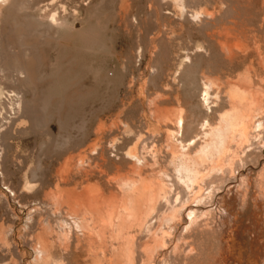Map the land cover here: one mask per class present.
<instances>
[{"label":"bare ground","instance_id":"1","mask_svg":"<svg viewBox=\"0 0 264 264\" xmlns=\"http://www.w3.org/2000/svg\"><path fill=\"white\" fill-rule=\"evenodd\" d=\"M226 1L231 2V4L232 2H237L236 4L240 2L239 7L241 5L245 7L247 6L246 4H249L248 2L245 5L241 4L242 0H224L220 1L219 4L225 6ZM173 2L180 7L183 13L187 12L185 2L188 1L173 0ZM48 3L50 4L47 1V5ZM229 3L226 6H229ZM8 4L12 3L9 0H0V9ZM49 6L51 7V5ZM233 6L235 8L234 11H239V7L237 9L235 4ZM233 8L229 6L226 10L232 9L230 11L233 12ZM222 11L223 9L191 12L190 19L194 21V19L199 17L201 19V16H203L205 19L203 21L206 24L213 25L216 30L219 28L217 31H210L211 28L205 25L206 27L204 28L206 30L209 29L210 32L202 36H208L209 41L213 43L208 41L209 47L211 44H216L214 48L216 46L215 49H219L217 50L218 55L220 53L218 57L221 56L220 58L232 70L235 69L233 71H236L239 66H244L245 68L243 67L244 70H241L240 74L238 73L237 76H234L236 77L234 78L235 80L231 81L230 74L229 80L224 75H218L221 73L218 68L220 58L216 61L219 63H217L218 69L216 68V71L218 72L219 70V73L215 74L217 77L213 75L214 71L209 74L213 75V77L215 76L214 78L212 76V78H209L208 75L206 82L203 84L202 98H200L199 103H197L198 107H196L209 110V114L206 115L204 121L200 122V127L196 125L199 122L195 123L194 121L197 120V114L195 119L192 120L193 117L188 116L185 106L181 105V103L170 112L163 110L164 106H161V102L157 101L158 96L163 94L161 91L158 93L159 95L157 94L158 96H154L153 100L150 99L147 103L149 105L150 101H153L148 108L151 118L153 117L155 121H161L160 125L163 124L162 121L164 123H166L165 121L169 122L168 126L166 124L165 126L163 125L162 140L158 138L163 142V144L161 143L162 146H159L160 142H158L159 145L154 143L156 137L155 141L152 140V145H148L151 135L148 138L147 133L149 142L146 139L144 141L146 137H142L143 140L140 139L139 142H134L133 145L131 144L132 146L128 144L131 147L125 149L123 147L127 146V144L123 146L122 144L124 143L122 141V149L116 147V152L113 150L115 155L111 157L108 155V153L110 154L111 146L106 143H104L106 146H103L100 141L105 135L103 130L105 123L97 124L98 126H95L96 129L93 132L96 146H98L95 149V153H93V150L92 156L89 152L90 154L85 163L84 156L75 164H69L65 159L66 161L59 165L57 171L54 170L60 178L55 183L53 191L49 194L46 192L47 194L44 195L46 201L48 199V202L50 201L49 203H51V206L47 208H51L46 212L42 209L43 215L38 213L39 217L45 216V218L41 219V221L44 219L42 223L39 221L41 224L35 231H32L34 226L32 228L30 226L33 232L31 234L33 239L29 243L31 256L29 260H26L23 256L15 255L16 259L11 257L13 264H264V81L258 71L256 72V70L250 68V62L246 63V60L250 57H248L247 53H244V50L246 51L247 42L251 40L243 32L245 30L242 29L245 28V25L242 27L244 20H240L242 21L241 27L235 24L236 28L234 27L233 33L228 32L229 34H227L228 29L225 25V28L219 26L216 28L214 25V21H220L217 20L219 16L223 17ZM239 12L241 13V11ZM234 15L230 17H234L232 20L230 19L231 21L237 19H235L236 16ZM200 19H198V23L203 18ZM237 20H239V17ZM187 21L185 20V22ZM228 21L229 18H226L227 23ZM130 22L132 23V21ZM190 22L192 21L190 20ZM221 22L223 23L224 21L221 20ZM229 23L232 26L231 22ZM47 24L57 30H64L69 26L66 19L57 18L55 14L47 17ZM177 25L180 26V24ZM164 32L162 33L164 34ZM234 32H237L236 36H234ZM208 33L210 34L208 35ZM229 35L234 37L232 38ZM245 36H247L249 41H246ZM167 37L170 36L167 35ZM162 38L160 37V39ZM162 40L164 41L165 39ZM202 44L204 45V43ZM250 44L248 48L251 46ZM262 44L260 45L264 48V44ZM257 45L259 51L263 49H261L259 41H257ZM256 47L254 46L253 48ZM247 50L246 52H249V49ZM196 51L198 52V50ZM257 52H255V55ZM150 56H152V53ZM261 59L259 58L260 64H262L261 61H264L263 54ZM214 64L215 61L212 66ZM255 64H257L256 61ZM223 67H225V64ZM223 67L222 69L220 68L222 71ZM255 67L260 66L256 65ZM18 68L20 69V67ZM18 68H16V71L13 70L16 72L15 75L18 74V78L22 77L23 74H28V71L25 74V71L21 72V69L19 71ZM262 68H264L263 64ZM17 71L19 72L17 73ZM262 72L263 70H261V74ZM213 89H215L214 93L212 92ZM0 90L3 91L2 89ZM6 93L4 94H6L7 98H11L13 104L15 103L14 107L12 106V108L16 109L14 111L20 112L23 101L21 95L13 91ZM167 95L169 94H166V97L169 98L170 95ZM162 98L159 99L161 100ZM166 100L168 99L166 98ZM10 102L12 103V101ZM186 106L193 105L189 104V106ZM123 108L125 107L123 106ZM123 108L122 111H124ZM195 110L198 111V109ZM205 113L203 112L204 115ZM188 118L189 120L191 118V121ZM114 119H117V116ZM109 128L108 130H110ZM112 129L113 127L110 131H113ZM117 129L120 130L119 128ZM121 129L122 131L125 130H123V127ZM126 130L131 131L133 129L129 128ZM158 130L156 125L153 128V132L156 133ZM183 132H185V136L190 134L189 137L186 138ZM108 134L110 135V133ZM159 135L157 134V136ZM154 136L152 135V137ZM92 137L94 138V136ZM135 138L137 139L138 137ZM133 141L136 140L134 139ZM121 145L119 144V146ZM163 151L165 156L162 154ZM101 168L112 171L115 177L110 179L107 174L104 175L101 171L99 172L98 169ZM27 171L28 169L26 173ZM30 172L33 173L34 171L30 170ZM0 173H2L1 161ZM33 178L32 176L31 178H25L23 187L29 188L34 182ZM92 181L93 184H90ZM77 182L82 187L83 185L85 186V188L81 189V193H77L72 190L74 188H71V185L74 186ZM11 193L16 195L13 190ZM27 196L29 197V195ZM27 196L23 195V197ZM64 207L69 209L70 215L74 218V221L71 219V224L57 216L59 210ZM35 209L38 210V207L32 210ZM39 209L41 208L39 207ZM34 215L33 218L36 216ZM11 226L9 225V227ZM13 237L10 235V238H7L4 232L0 237L1 264L12 263L9 260V252L11 251L9 247L14 244H11L12 242L10 243L9 240L11 241ZM28 239L31 240V238H27V241ZM23 241L25 242V240Z\"/></svg>","mask_w":264,"mask_h":264},{"label":"rangeland","instance_id":"2","mask_svg":"<svg viewBox=\"0 0 264 264\" xmlns=\"http://www.w3.org/2000/svg\"><path fill=\"white\" fill-rule=\"evenodd\" d=\"M9 1L12 4L3 6L0 9V89L3 90H0V96L4 95L0 97V140L2 139L0 141L2 171L0 173L2 174L0 175V237L3 235V232L7 238H10V235L11 237L14 236L11 241L9 240L15 246L11 245L9 247L11 250H9V260L12 262L10 264H13L11 257L16 259L15 255L23 256L24 259L29 260L31 256L29 243L33 239L31 235L33 234L32 231H35L44 220L41 221V219L45 218V216L39 217L38 213H42V209L46 212L51 208H47L51 206V203H49L50 201L48 202V199L46 201L44 195L53 191L55 183L60 178L55 171L66 160L69 164H75L84 156L85 163L90 153L93 156L96 147H98L96 146L93 132L99 124L105 123L103 127L105 135L100 141L103 143H101L103 146H106V144L111 146L112 152L110 150V154L108 153L111 157L115 155L116 149L121 148L122 145L127 144L123 148L128 149L134 142H139L144 137H146L144 141L146 139L149 142L147 133L148 138L151 135V138H149L151 139L150 142L146 141L148 145H152L151 142H153L152 140L155 141L156 137L154 143L159 145L158 142H160L159 146H162L163 142L161 140L163 134L161 133L164 131L163 125L165 126L166 124L168 126L169 122L165 121L166 123H164L162 121L163 124L160 125L161 121H155L153 117L151 118L148 108L153 101H150L149 105L147 103L150 99L153 100V97L161 91L163 94L157 95V101L161 102V106L163 105L164 109L161 106L160 108L170 112L181 103V105L185 106L188 116L193 117L192 120L195 119L197 114V120L194 121L195 123L199 122L196 125L200 127V122L204 121L206 115L209 114V110L196 107H198L197 103L202 98L203 84L206 82L208 75L212 74L213 71V75H217L220 70L222 74L219 73L218 75H224L226 79L231 76V81H234V78H236L234 76H237L238 73L240 74L244 70V66H239L236 68V71H233L235 69L232 70L220 58L221 56L218 57L220 53L218 55L217 50L219 49L216 50V46L214 48L216 44L212 45L213 43L206 36L207 32L216 29L213 25L206 24L203 21L205 20L203 16H201L202 20L200 17L198 18L201 20H199V23L198 19H194V21L190 19L191 12L223 9V17L219 16L221 19L218 17L219 19L217 18V20H220L219 22L222 20L225 24L221 22V26V23L218 25L219 22L214 21V25L216 28L217 26L226 27L228 29L227 34H232L233 29L236 28L235 24L239 26L242 23L240 20H244L242 27L245 25V28L242 29L245 30L243 32L251 40H247V36H245L246 41H249L247 42L248 46L251 42V46L249 48L247 46L249 52H246L248 51L247 49L246 51L244 50V53H247L248 57H250L246 60V63L250 62V68L256 70V72L258 71L264 81V68H262V64L264 67V61H261L262 64L259 61V58L262 60V54L264 56V48L260 45L264 44V41H262L264 40V0H239L244 5L247 2L249 3L245 7L243 5L239 7L240 2H238L239 4L232 2L233 5H236V8L239 7L241 13L237 10L238 14L236 10L234 11L235 8H233L234 6L231 2L226 1L230 7L232 6L233 12L230 11L232 9L226 10L229 7L226 6V2L225 6L219 4L220 1L224 0H186L188 2H185L187 10L186 13L184 12L185 14L173 0ZM47 1L50 4L48 3L47 5ZM13 2L15 3L13 4ZM197 8L198 10H196ZM51 14H55L57 18L66 19L69 26L64 30H57L49 26L47 24V17ZM236 14L239 20H237ZM239 14L242 15L239 16ZM232 15L236 16L235 19L237 18L238 23L236 20L231 21L234 18H230ZM226 18H229L228 23L226 22ZM215 22L217 23L215 24ZM229 22H231L232 26ZM177 24H180V26ZM201 24L203 25L201 26ZM205 25L211 28L210 31L204 28L206 27ZM162 32H164L166 37L163 36ZM203 34L206 35L202 36ZM235 34L237 35V32H234V36H236ZM167 35L170 37H167ZM229 36L234 37L233 35ZM160 37L166 41H163ZM254 40L255 42H253ZM256 40L259 41L261 49L263 48L260 51ZM159 41L161 44H159ZM208 41L212 43L210 47ZM254 46L257 47L253 48ZM256 49H258V52ZM255 52L259 53L258 56H256L257 53L255 55ZM151 53L152 56H150ZM214 61L216 66L215 64L212 66ZM255 61L257 64H255ZM217 63L219 64L218 72L216 71L218 69ZM224 64L225 67L228 66L225 70ZM256 65L260 67H255ZM220 66L223 67V71ZM15 67H20L21 72L25 71V74L28 71V74H23L24 76L22 75V77L18 78V74L15 75V71L17 70ZM261 70H263L262 74ZM213 75H209V78L213 77ZM169 87L174 89L172 90ZM10 91L19 93L23 99L21 110L18 113L14 111L16 109L12 108L15 104H13V100L11 98L8 99L6 96V92ZM164 93L169 94L170 97H166ZM159 98L162 99L160 100ZM173 99L177 100L178 104ZM189 104L193 106H189ZM122 108L124 111H122ZM142 108L146 111H143ZM195 109H198V111ZM203 112H206L205 115ZM142 113L144 114L142 115ZM199 114L201 115L198 117ZM116 116L117 119H114ZM189 121H191V118ZM143 122L147 125H144ZM122 124L126 126L124 125V127ZM110 125L113 127V131H110L112 128ZM156 125L159 130L154 133L153 128ZM121 126L123 130L125 129L124 131H122ZM127 126L133 129L131 130L133 131L132 133L126 130L129 129ZM157 134H160V137ZM183 134L185 136V132ZM152 135L155 136L152 137ZM189 135L186 134L185 137L188 138ZM135 137H138V140ZM131 138L136 141H133ZM122 141L124 144H122ZM119 144L122 145L119 146ZM128 144L132 145L129 146ZM85 151H88V153L86 154ZM164 153L163 151V156H165ZM27 169L29 174L28 171L26 173ZM30 170L34 172H30ZM98 171H101L104 175L107 174L110 179L115 177L112 171H108L105 168L98 169ZM31 176L32 178L34 177L33 184L29 188H24V179L31 178ZM53 177L55 182L52 180ZM37 180L38 182H36ZM90 184H93V181ZM13 186H16L18 189L15 187V190ZM71 186V188L75 189L72 190L77 193H81V189L85 188L84 185L82 187L78 182L76 185ZM10 190L11 192L13 190L17 197ZM25 191L27 192L26 195ZM23 195H29V197H23ZM30 206L32 209L38 207V210H32ZM58 213L57 216L60 219L62 218L68 224L72 223L74 218L70 215L67 207L61 208ZM32 214L35 216L34 218ZM27 221L29 222L27 223ZM9 225L12 226L9 227ZM30 226L31 228L34 226L32 231ZM9 228L12 230L11 232ZM27 238H31V240L28 239L27 241Z\"/></svg>","mask_w":264,"mask_h":264}]
</instances>
